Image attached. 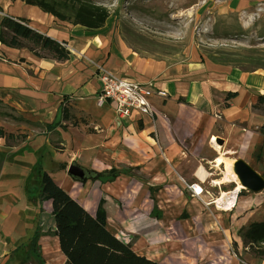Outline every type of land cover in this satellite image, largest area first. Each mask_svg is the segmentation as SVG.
<instances>
[{
	"label": "crops",
	"instance_id": "obj_1",
	"mask_svg": "<svg viewBox=\"0 0 264 264\" xmlns=\"http://www.w3.org/2000/svg\"><path fill=\"white\" fill-rule=\"evenodd\" d=\"M0 12L26 20L28 27L66 45L68 51V58L58 61L39 48L31 51L0 43V101L27 127L43 129L25 137L21 146L0 147V264H20L22 256H36L29 243L42 218L54 233L50 201L40 204L37 200L42 174H48L89 214L96 211L100 197L82 195L80 187L88 186L89 180L83 184L69 180L68 167L64 173L59 166L65 160L80 159L86 171L102 174L119 170L120 165L126 168L124 173L134 167L152 172L151 185L156 187L151 191L158 194L151 199L150 215L163 222L177 201L194 223L204 224L203 232L218 224L223 235L232 234L229 225L240 224L243 202L238 183L227 176L224 163L217 166L215 161L222 156L234 163L241 157L252 163L249 152L264 141V70L243 72L213 61L181 64L144 57L114 39L111 31L59 21L18 0H0ZM94 65L136 83L151 84L161 93L151 99L153 120L138 113L120 118L109 101L98 107L100 84ZM229 93L235 96L228 98ZM260 108L262 114H258ZM0 133L3 142L14 139L1 129ZM103 179L98 181L101 186L106 183ZM190 184L203 192L192 195L187 189ZM30 187H36L33 196ZM132 189L136 190L133 198L147 205L148 193ZM168 192L174 199L169 208L162 203ZM222 193L233 199L226 211L216 205ZM38 208L41 213L36 216L30 209ZM103 208L106 212L105 204ZM106 222L109 229L107 215Z\"/></svg>",
	"mask_w": 264,
	"mask_h": 264
},
{
	"label": "rangeland",
	"instance_id": "obj_2",
	"mask_svg": "<svg viewBox=\"0 0 264 264\" xmlns=\"http://www.w3.org/2000/svg\"><path fill=\"white\" fill-rule=\"evenodd\" d=\"M88 1L107 11L108 19L101 30L111 31L114 39H120L141 56L181 64L227 60L223 62L225 66L237 67L240 71L264 70V0ZM25 43L33 47L32 42ZM261 108L258 114H262ZM13 113L0 101V129L14 138L3 142L1 136L0 147L21 146L29 134L43 130L27 127L24 120ZM59 143L57 140V148ZM252 149L249 152L252 163H246L260 171L264 178V141ZM69 163L65 160L58 164L60 170L65 173L72 163L83 167L80 159ZM125 169L120 165L113 180H109L111 176L105 178L104 174L105 186L100 185V180H89L85 183L88 186L80 188L83 196L97 193L104 200L109 230L122 242L131 244L139 256L160 264H260L264 261V243L245 245L239 237L250 224L264 222V190L257 194L240 190V202H243L240 204V224L229 225L233 227L232 234L225 236L220 228H216L218 224L203 232L204 224L194 223L190 214L181 211L177 201L163 222L154 218L150 215L151 199L156 200L158 191L150 192L156 187L151 185L152 172H148V176L140 167L132 168L129 173H124ZM68 179L72 180L69 176ZM106 187L111 190L106 191ZM132 187H137L141 195L142 190L148 193L147 205L138 201V197L133 198L136 190ZM34 188L30 187L32 196L36 193ZM167 194L162 203L169 208L174 199L172 194ZM30 210L39 215L38 209ZM37 227L39 239L35 248L40 262L37 256L24 255L20 264H63L50 223L42 218Z\"/></svg>",
	"mask_w": 264,
	"mask_h": 264
},
{
	"label": "trees",
	"instance_id": "obj_3",
	"mask_svg": "<svg viewBox=\"0 0 264 264\" xmlns=\"http://www.w3.org/2000/svg\"><path fill=\"white\" fill-rule=\"evenodd\" d=\"M18 1L27 6L36 7L59 21L88 30L102 29L108 19L104 8L88 0ZM27 41L32 42L33 47H28L25 43ZM0 43L10 48H27L31 51L39 48L58 61L68 58V51L61 44L28 27V22L24 19L0 17ZM211 61L224 65L223 62L227 60H220V62L213 59ZM241 71L246 72L244 69ZM234 96L235 94L231 93L227 95L228 98ZM262 103L264 104V101ZM105 175V178L111 176V179H108L113 180L118 172L116 169H111ZM103 177L104 174L91 171L87 180L97 181ZM75 182L83 184L86 180ZM37 191V200L40 204L45 201L51 203V215L55 226L53 234L57 238L59 251L65 258L64 264H160L136 254L131 244L122 242L108 229L103 199H100L96 211L91 215L66 191L57 186L46 173L40 176ZM38 213H41V208H38ZM38 239L39 234L35 231L29 243L32 251L36 249ZM240 239L245 245L264 243V222L250 224L241 232ZM37 254L36 252V256ZM37 258L40 262L39 256Z\"/></svg>",
	"mask_w": 264,
	"mask_h": 264
},
{
	"label": "built area",
	"instance_id": "obj_4",
	"mask_svg": "<svg viewBox=\"0 0 264 264\" xmlns=\"http://www.w3.org/2000/svg\"><path fill=\"white\" fill-rule=\"evenodd\" d=\"M0 12V17H2ZM67 49V46L61 44ZM83 57V55H81ZM96 77L100 88L96 97V105L102 107L109 101L114 104L115 112L120 118H129L132 113L145 115L153 120L155 109L151 99L156 96H162L155 92L151 84L143 85L132 80L119 77L112 72L104 69L102 66L94 65ZM215 145V141H212ZM187 189L194 196H199L203 190L195 184L187 185Z\"/></svg>",
	"mask_w": 264,
	"mask_h": 264
},
{
	"label": "water",
	"instance_id": "obj_5",
	"mask_svg": "<svg viewBox=\"0 0 264 264\" xmlns=\"http://www.w3.org/2000/svg\"><path fill=\"white\" fill-rule=\"evenodd\" d=\"M217 144L222 143L220 140H217ZM232 172L243 190L254 194L260 193L264 190V178L244 160L236 159L232 164ZM67 175L72 180L82 182L90 177L91 171H86L81 166L72 163L68 166Z\"/></svg>",
	"mask_w": 264,
	"mask_h": 264
},
{
	"label": "bare ground",
	"instance_id": "obj_6",
	"mask_svg": "<svg viewBox=\"0 0 264 264\" xmlns=\"http://www.w3.org/2000/svg\"><path fill=\"white\" fill-rule=\"evenodd\" d=\"M212 141H214V138L212 139ZM215 148L217 149V150H219V146L218 145H216L215 144ZM215 149V150H216ZM218 159L215 161V163H216V165L217 166H219V165H221L222 163H224L225 164V173L227 174V176L229 177V178H232V179H234L236 182H237V180H236V177H235V175L233 174V172H232V164H233V162L232 161H229V160H225V159H223L222 158V156L221 157H217ZM227 179H226V177H225V179H223L222 180V182H224V181H226ZM216 183L217 184H220V182H218V181H216ZM215 183V184H216ZM238 183V182H237ZM242 189V187L239 185V183H238V185H237V187H236V190H241ZM225 193V192H224ZM223 194V193H222ZM230 194V193H229ZM232 195V194H231ZM229 196V195H228ZM230 197V196H229ZM230 199V198H229ZM228 198H227V196L225 195V194H223L222 195V197L220 198V199H217L216 200V205H217V208L218 209H223V210H228V209H230V207L232 206V203H233V199L232 200H229Z\"/></svg>",
	"mask_w": 264,
	"mask_h": 264
}]
</instances>
